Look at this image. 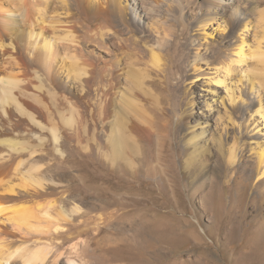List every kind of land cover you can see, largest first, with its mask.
<instances>
[{"label": "rangeland", "instance_id": "374dc122", "mask_svg": "<svg viewBox=\"0 0 264 264\" xmlns=\"http://www.w3.org/2000/svg\"><path fill=\"white\" fill-rule=\"evenodd\" d=\"M103 1L82 0L80 9L84 18L81 17L82 23L79 22L76 28L82 47L96 62L87 100L93 102L97 112L102 110L113 117L112 113L118 112V105L122 104L121 95L131 89L128 73L141 67L148 74L145 86L150 92L144 93L142 105L150 121L129 106L123 109L130 123L137 127L145 160L142 158L133 165L122 161L109 165L103 156L106 149L97 151L89 124L87 127L81 124L75 127L62 122L64 115L68 117L69 106L63 97L56 101L53 116L56 120L60 119L65 135L68 153L65 166L71 167L75 163L74 168H78L75 182H82L87 190L83 198L87 204L83 202V205H102L109 199L116 201L109 208L93 211L107 230L96 232L90 251L99 260L105 258L106 264H264V178L261 189H257L255 185L259 183V177L254 153L258 143L264 142V126L258 123L260 126L255 130L253 125L246 129L249 118L246 104L239 103L233 108V116L241 125L230 123L228 135L224 134V152L227 153L235 136H241L243 147L247 148L244 155L240 153L234 165L229 166L222 153L214 147V161L208 170L200 171V167L196 166L198 169L195 167L186 175L177 158L178 178L175 180L164 174L169 163L165 153L170 154L165 149H171L170 130L175 122L179 121L183 130L187 120L193 124L202 123L208 129V137L212 134L216 136L222 130L218 110L222 111L219 100L224 96L225 89L210 81L215 76L214 59L217 56L203 58L195 54L199 46H210L215 52L220 50L228 55L239 43V30L231 31L232 23L228 24L230 18L222 19V15L209 22L204 20L212 13L214 0H152L151 4L159 10V16L145 17L140 22L142 28L133 13L131 0H121L122 16L115 13L113 16L118 21L117 25L111 22V34L102 35L104 20L99 14L108 8ZM231 2L233 10L242 11L246 17L244 21L249 20L255 26L254 30L245 34L247 44L254 45V35L263 32L258 21L264 12V0ZM231 11L228 10L227 16ZM29 12L33 17L39 14L32 4ZM87 13L91 16L86 17ZM221 19L228 20L226 26ZM161 23H167L171 28L172 32L165 41L170 47L169 54H175L180 65V71L175 70L167 76L156 68L141 64L148 58L144 45L156 41L154 24ZM183 31L184 34H179ZM60 45L62 48L64 43L60 42ZM205 50L201 49V53ZM5 54L6 51L0 48L1 64L6 61ZM63 61L62 56L54 62L53 76L65 84L66 70L59 67ZM69 84L73 85L72 81ZM174 84L176 93L169 90ZM134 89L140 90L137 86ZM74 91L81 102L82 94L75 88ZM241 91L249 105H254L256 98L248 88L243 86ZM209 103L213 104V111H210ZM173 107L174 113L171 111ZM255 117L258 118L257 115ZM239 127L242 129L239 130ZM113 183H125L128 187L111 188ZM130 183L142 184V187L130 188ZM236 183L241 188L232 187ZM106 249H109L108 253Z\"/></svg>", "mask_w": 264, "mask_h": 264}, {"label": "bare ground", "instance_id": "6f19581e", "mask_svg": "<svg viewBox=\"0 0 264 264\" xmlns=\"http://www.w3.org/2000/svg\"><path fill=\"white\" fill-rule=\"evenodd\" d=\"M151 2L154 1L141 0L140 4L139 0H131L139 26L145 17L159 16V10ZM30 3L38 9V16L30 14ZM103 3L109 8L99 14L104 20L101 34L105 35L111 34V22L117 25L118 21L113 15L118 13L122 16V1L104 0ZM80 4L82 0H0V48L7 55L6 61L0 63V264H106L105 258L99 260L90 251L96 232L107 230L93 211L109 208L116 201L109 199L102 205H83V202L86 203L83 198L87 190L82 182H75L78 169L74 168L75 163L71 167L65 166L68 156L65 135L60 119L57 121L53 116V108L59 97H63L69 106L68 117L64 115L61 121L75 127L80 124L87 127L89 124L97 151L106 149L103 156L109 165L117 161L133 165L145 156L137 127L130 123L123 109L129 106L150 121L142 105L144 93L150 92L149 87L145 86V77L148 75L144 73L146 69L141 70L140 67L128 73L131 89L121 95L122 104L118 105V112L112 113L113 117L102 110L97 112L92 106L93 102L87 100L96 62L85 52L76 34L77 24L82 23L80 19L83 17ZM115 4L117 7H114ZM211 5L212 13L204 18L206 22L222 15V19L230 18L228 24L232 23L231 31L238 29L240 32L238 45L232 47L228 55L218 49L215 52L210 46H199L195 54L203 58L217 56L214 59L215 76L210 81L225 89L224 96L219 100L222 111L218 110L222 130L218 135L208 137V129L202 123L193 124L187 120L183 130L182 124L175 122L170 130L171 149H165L170 154L165 153L169 163L164 170V174L175 180L178 178V160L188 175L196 166L200 167V171L211 167L214 147L222 153V158L227 160L229 166L238 161L240 153L244 155L247 148L243 147L241 136L234 137L227 153L224 152L223 143L224 134L228 135L229 124L241 125L233 116V108L239 103L246 104V109H249L245 125L247 130L252 125L254 130L260 124L264 126V12L258 21L263 32L254 35V45H249L245 34L254 30L255 26L249 20L244 21L246 17L242 11L233 10L231 0H214ZM231 9V14L227 16ZM85 16L91 15L87 13ZM227 22L226 19L222 20L224 26ZM171 32L167 23L154 24L156 41L144 45L148 58L141 62L142 65L145 63L156 68L164 76L171 75L175 70L180 71L175 54H169L170 47L165 41ZM179 34H184V31ZM60 42L64 43L62 48ZM201 49L206 50L201 53ZM62 56L65 61L59 67L66 70L65 84L53 76V66L56 67L54 62ZM135 86L140 90H135ZM175 86H170L172 93L178 92L173 90ZM243 86L256 98L254 105H249V101L240 93ZM74 88L82 94V103L77 99ZM208 106L213 111V104L209 103ZM174 110L173 107L171 111L174 113ZM258 144L254 153L259 183L255 186L261 189L264 142ZM163 156L160 159L164 160ZM233 186L241 188L237 183ZM110 187L128 186L125 183H113ZM129 187L139 189L142 184L130 183ZM136 237L133 238L136 240ZM109 249H106L107 253Z\"/></svg>", "mask_w": 264, "mask_h": 264}]
</instances>
